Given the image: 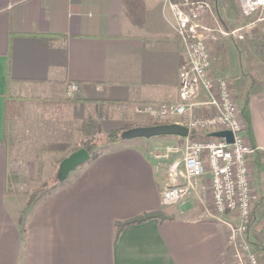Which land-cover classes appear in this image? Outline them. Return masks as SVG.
I'll return each mask as SVG.
<instances>
[{"label":"crops","instance_id":"crops-1","mask_svg":"<svg viewBox=\"0 0 264 264\" xmlns=\"http://www.w3.org/2000/svg\"><path fill=\"white\" fill-rule=\"evenodd\" d=\"M214 31L221 34L215 28L206 38L209 74L228 78L255 147L248 160L256 199L247 239L264 264V77L248 73L238 50L221 44ZM182 58L165 0H0V264H237L227 244L236 216L213 208L207 175L180 173L185 137L114 143L36 200L22 230L17 215L26 200L6 189L7 94L67 95L75 82L69 96L77 100L75 117L92 114L94 101H110L115 114L99 123L103 130L122 128L137 117L135 105L177 101ZM205 99L202 92L197 97ZM201 111L210 110L193 108ZM170 183L187 191L180 202L163 205ZM155 211L165 217L118 227Z\"/></svg>","mask_w":264,"mask_h":264},{"label":"built area","instance_id":"built-area-1","mask_svg":"<svg viewBox=\"0 0 264 264\" xmlns=\"http://www.w3.org/2000/svg\"><path fill=\"white\" fill-rule=\"evenodd\" d=\"M173 16V30L181 40L183 58L179 65L178 99L175 102L152 103L141 106L139 111L148 118L171 121L182 116L189 134L198 137L186 138L187 145L181 161L182 175L194 178L207 175L213 208L220 213H233L237 222L229 223L227 244L231 257L237 264H262L261 253L247 239L251 224L252 209L256 196L251 192L248 160L255 147L247 138L246 124L234 99L226 76L209 74L211 56L206 46L208 34L215 28L206 24V17L217 25L222 35H229L218 22L212 0H165ZM243 16L264 19V0H238ZM240 28L236 29L239 30ZM236 30L231 32L235 33ZM77 84L67 87L70 96ZM206 99L197 101L200 93ZM206 105L210 111L193 113L194 107ZM203 112V113H202ZM230 130L233 140L214 137L210 133ZM178 171V162L170 167L173 178ZM187 188L170 183L162 191L163 205L180 202Z\"/></svg>","mask_w":264,"mask_h":264},{"label":"rangeland","instance_id":"rangeland-1","mask_svg":"<svg viewBox=\"0 0 264 264\" xmlns=\"http://www.w3.org/2000/svg\"><path fill=\"white\" fill-rule=\"evenodd\" d=\"M212 1L219 25L230 32L229 35H222L214 31V35L219 34L218 36L221 37L216 36L217 40L220 38L221 44L227 43L238 50L248 73L264 77V20H254L256 15L247 18L243 16L239 9L238 0ZM207 19L208 17H206ZM208 20L212 21L211 19ZM205 22L207 23V21ZM210 27L217 28V25ZM238 28L240 29L236 30ZM232 30H236L235 33H232ZM10 95L32 98L24 108V115L16 123L14 144L10 146L12 153L9 160L7 188L9 191L7 192L24 201L41 181L54 178L59 161L67 153L45 152L41 154L40 158H37L33 148L40 142L62 140L67 134H72L74 140L78 142L81 135L75 128L78 126L79 119L74 116L73 106L61 103V100L66 98L72 99L68 95L29 93ZM46 98L57 99V104L46 106L45 100L43 101ZM46 101L48 103V100ZM143 105L146 104L134 106L133 112L137 117L131 122H125L123 128L131 127L130 125L139 122H158V120L150 119L139 111L138 108ZM108 110L109 116H114L115 105H110ZM180 119L185 121L183 117ZM181 149L184 151V145Z\"/></svg>","mask_w":264,"mask_h":264},{"label":"trees","instance_id":"trees-1","mask_svg":"<svg viewBox=\"0 0 264 264\" xmlns=\"http://www.w3.org/2000/svg\"><path fill=\"white\" fill-rule=\"evenodd\" d=\"M32 98L28 96H12L7 94L6 96V105H5V146H6V154H7V171H6V181L8 188V172H9V160L11 157V145L14 144V138L16 131V123H18V119L24 115V108L26 104L30 102ZM45 100V101H44ZM48 100V103L47 101ZM44 104L47 106L57 104V99H43ZM60 101V100H59ZM58 101V102H59ZM77 100L75 99H64L61 100V103L67 104L68 106H73V104ZM71 104V105H70ZM112 105L110 101H94V109L92 114L86 115L84 118L79 119L78 126H76L75 130L81 135V138L78 142H76L72 136V134H67L62 140L52 141V142H40L36 145L33 150L35 156L40 158L42 153L45 152H55V153H70L73 150H76L80 147L85 148L89 154L90 158L88 160H92L96 158L104 149L113 145L114 143L122 140L120 138V132L124 129L122 128H113L108 130H103L99 119L106 118L109 116V106ZM243 117L248 121V116L243 113ZM166 121H156L154 123L151 122H139L132 124L130 126L135 125H149L155 123H161ZM165 136V135H163ZM198 135L195 132L191 131L189 134V138H196ZM66 155H63L62 158ZM61 158V159H62ZM87 160V161H88ZM64 180L59 181L56 178V172L54 174V178L47 179L41 181L39 185L34 188L27 196V200L25 202V206L17 215V222L19 224L20 229H23L24 219L36 200L41 198L42 196L49 193L53 188H55L58 184L62 183ZM6 188V189H7ZM7 191H9L7 189ZM152 217H165L161 212H146L143 213L133 219L128 221L118 223V227L120 228L122 225L126 223L132 222H140L148 218ZM258 250V249H257Z\"/></svg>","mask_w":264,"mask_h":264},{"label":"water","instance_id":"water-1","mask_svg":"<svg viewBox=\"0 0 264 264\" xmlns=\"http://www.w3.org/2000/svg\"><path fill=\"white\" fill-rule=\"evenodd\" d=\"M188 134L189 130L185 124L179 122H162L149 125H135L124 128L120 132V138H149L163 135L187 137ZM210 135L214 137H224L227 142H231L233 140V134L230 130H217L211 132ZM89 158V152L83 147L71 151L59 161L56 171V178L59 181L64 180L70 171L74 170L80 164L86 162Z\"/></svg>","mask_w":264,"mask_h":264}]
</instances>
